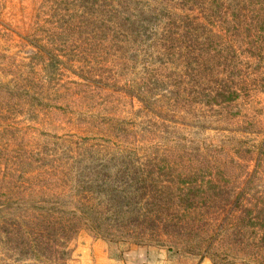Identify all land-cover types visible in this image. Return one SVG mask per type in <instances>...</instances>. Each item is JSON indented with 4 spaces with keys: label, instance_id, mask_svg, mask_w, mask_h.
<instances>
[{
    "label": "rangeland",
    "instance_id": "obj_1",
    "mask_svg": "<svg viewBox=\"0 0 264 264\" xmlns=\"http://www.w3.org/2000/svg\"><path fill=\"white\" fill-rule=\"evenodd\" d=\"M263 137L264 0H0V264H264Z\"/></svg>",
    "mask_w": 264,
    "mask_h": 264
},
{
    "label": "crops",
    "instance_id": "obj_2",
    "mask_svg": "<svg viewBox=\"0 0 264 264\" xmlns=\"http://www.w3.org/2000/svg\"><path fill=\"white\" fill-rule=\"evenodd\" d=\"M125 250L123 251V263L122 264H142L141 262L137 261L135 258V255L138 254V252L140 251L137 249V247H130ZM132 255L134 257L130 258ZM152 264H155V263H152Z\"/></svg>",
    "mask_w": 264,
    "mask_h": 264
},
{
    "label": "trees",
    "instance_id": "obj_3",
    "mask_svg": "<svg viewBox=\"0 0 264 264\" xmlns=\"http://www.w3.org/2000/svg\"><path fill=\"white\" fill-rule=\"evenodd\" d=\"M229 95H230V92L228 93L227 92V94H226V96H224V97H229ZM221 96H222V93H221ZM258 148H257V151H258V154H259V156H264V137L262 138V140L259 142V144H258V146H257ZM150 192V191H149ZM133 205L132 204H130V203H123V213H125V212H128L129 211V209L130 208H132L133 209V207H132ZM260 218V217H259Z\"/></svg>",
    "mask_w": 264,
    "mask_h": 264
}]
</instances>
